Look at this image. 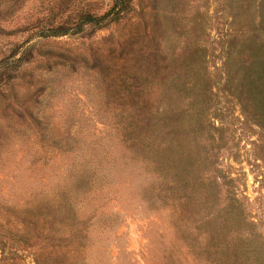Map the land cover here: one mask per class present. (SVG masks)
Segmentation results:
<instances>
[{"label":"rangeland","instance_id":"rangeland-1","mask_svg":"<svg viewBox=\"0 0 264 264\" xmlns=\"http://www.w3.org/2000/svg\"><path fill=\"white\" fill-rule=\"evenodd\" d=\"M0 264H264V0H0Z\"/></svg>","mask_w":264,"mask_h":264},{"label":"trees","instance_id":"trees-1","mask_svg":"<svg viewBox=\"0 0 264 264\" xmlns=\"http://www.w3.org/2000/svg\"><path fill=\"white\" fill-rule=\"evenodd\" d=\"M126 0H115V4L117 6H119V4H123ZM84 21L86 23L88 22H93L94 20L89 18V17H86L84 18ZM260 23H263V16L260 18ZM54 35H64L66 33V30H63V29H57V30H54Z\"/></svg>","mask_w":264,"mask_h":264}]
</instances>
